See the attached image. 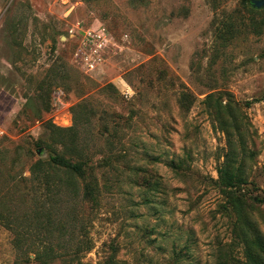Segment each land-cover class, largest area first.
<instances>
[{
  "label": "rangeland",
  "instance_id": "obj_1",
  "mask_svg": "<svg viewBox=\"0 0 264 264\" xmlns=\"http://www.w3.org/2000/svg\"><path fill=\"white\" fill-rule=\"evenodd\" d=\"M98 26L112 47L86 72ZM0 129V264H264L250 0H0Z\"/></svg>",
  "mask_w": 264,
  "mask_h": 264
},
{
  "label": "built area",
  "instance_id": "obj_2",
  "mask_svg": "<svg viewBox=\"0 0 264 264\" xmlns=\"http://www.w3.org/2000/svg\"><path fill=\"white\" fill-rule=\"evenodd\" d=\"M70 34L73 37L77 35L73 30ZM81 36V50L75 52L73 58L79 68L90 72L106 61L112 47V38L102 26L83 31ZM3 135L4 131L0 129V139Z\"/></svg>",
  "mask_w": 264,
  "mask_h": 264
},
{
  "label": "trees",
  "instance_id": "obj_3",
  "mask_svg": "<svg viewBox=\"0 0 264 264\" xmlns=\"http://www.w3.org/2000/svg\"><path fill=\"white\" fill-rule=\"evenodd\" d=\"M61 158L57 155L55 156H52L50 158L49 161L47 162H43V161H37L34 165V168H40L41 167H50L52 164L53 165H58L59 162H61ZM76 163L72 162V161H68V168H70L71 170L73 171H77L79 170L80 172H82L83 170V166L85 165L84 162H79L78 165H75ZM218 174H219V178L220 180L227 186H235L236 185V182L237 181H234V175L232 174V169L229 167L228 163H226L219 171H218ZM252 244V242H251ZM261 248L262 251H264V248L259 246ZM261 250L259 252H257V254L253 255V260L255 262H259L260 263H264V260H263V257H264V254H261Z\"/></svg>",
  "mask_w": 264,
  "mask_h": 264
},
{
  "label": "water",
  "instance_id": "obj_4",
  "mask_svg": "<svg viewBox=\"0 0 264 264\" xmlns=\"http://www.w3.org/2000/svg\"><path fill=\"white\" fill-rule=\"evenodd\" d=\"M250 3L256 9H263L264 8V0H250Z\"/></svg>",
  "mask_w": 264,
  "mask_h": 264
},
{
  "label": "bare ground",
  "instance_id": "obj_5",
  "mask_svg": "<svg viewBox=\"0 0 264 264\" xmlns=\"http://www.w3.org/2000/svg\"><path fill=\"white\" fill-rule=\"evenodd\" d=\"M5 98V97H4Z\"/></svg>",
  "mask_w": 264,
  "mask_h": 264
}]
</instances>
